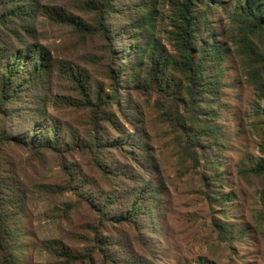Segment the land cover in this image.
Listing matches in <instances>:
<instances>
[{
    "label": "rangeland",
    "instance_id": "obj_1",
    "mask_svg": "<svg viewBox=\"0 0 264 264\" xmlns=\"http://www.w3.org/2000/svg\"><path fill=\"white\" fill-rule=\"evenodd\" d=\"M140 1L114 0L105 39L99 34L83 36L42 8L58 7L94 25L95 14L85 3L100 0H33V18L23 22L27 32L22 36L49 53L52 81L47 91L31 93L29 98L43 112V121L55 119L67 137L75 135L76 145L63 158L13 144L0 149L1 177L12 174L0 187V264H62L63 258L51 253L53 247L83 252L94 245L93 238L110 236L128 239L129 250L117 246L112 248L116 254L148 255L151 250L152 264H264V222L259 215L264 177L250 172L264 157V116L257 113L264 103L235 53L237 36L229 12L237 0H211L218 4L208 15L209 37L228 50L213 73L220 80L219 92L213 88V95L192 106L171 92L145 87L143 72L129 83L126 72L120 75L122 82H115L117 102L104 105L97 116L98 143L92 140L91 112L80 104L81 95L64 78L61 67L75 73L84 69L89 86L109 95L112 81L107 72L113 68L116 73L121 62L130 60L123 56L126 40L117 37L112 43L111 38L132 31L141 20ZM167 1L158 0L156 16L148 26L141 22V29L173 53L169 41L173 13ZM9 23L15 26L18 20ZM256 43L264 53V32ZM204 121L214 133H201ZM6 125L11 135L30 129L26 128L30 124L14 117ZM192 133H197L194 152L189 146ZM116 141L126 146L115 148ZM102 165L113 174L118 170L128 176H116L114 185L102 174ZM69 171L74 185L76 178L85 179L93 188H84L86 194L74 186L57 192L69 181ZM113 187L120 189L118 203L103 208L105 193H114ZM136 194L143 197L137 224L107 221L124 212ZM98 207L106 213L104 219H99Z\"/></svg>",
    "mask_w": 264,
    "mask_h": 264
},
{
    "label": "trees",
    "instance_id": "obj_2",
    "mask_svg": "<svg viewBox=\"0 0 264 264\" xmlns=\"http://www.w3.org/2000/svg\"><path fill=\"white\" fill-rule=\"evenodd\" d=\"M237 1V5L229 12L237 36L234 41L235 53L243 62L249 83L255 88L258 98L264 103V53L256 43V39L264 32V0ZM167 2L173 13L169 41L174 52H168L154 35L142 33V24L146 26L150 24V21L156 16L159 2L158 0H141L138 4L139 11L144 10L141 20H137L132 31L123 32V34L116 33L114 35L116 37L111 38L112 43L117 37L126 40L123 56H127L130 60L121 62L117 66L116 73L113 68L107 72L109 80L112 81L109 95H103L101 88L93 90L89 86L84 69L75 73L70 67H61L64 78L70 81L71 86H74L81 95L83 100L80 104L86 105L91 112L89 114L91 124H93L91 137L95 144L98 143L97 116L100 117L104 105L117 102L115 82H122L119 80L120 75L126 72L129 83L137 80L139 74L143 72L147 83H145V87L149 85L152 86L151 88L171 92L192 106L195 104L198 106L202 98L213 95L215 92L213 88L219 92L220 80L213 73L220 69L228 50L209 37L211 31L208 24V15L218 3L212 4L211 0H168ZM113 3L114 0L85 3L88 11L95 14L94 25L58 7L45 6L42 8H45V12L55 18L59 24L71 27L83 36L99 34L102 38L107 39L109 27L106 25V21L113 11ZM34 6L33 0H0V149L2 146L13 144L35 152L40 150L54 152L63 158L70 152L69 148L76 145L75 135L70 133V136L67 137L68 132L64 131L63 126L56 123L55 119L44 122L43 112L35 109L29 98L31 93L47 91L48 85L52 81L49 53L36 41H24L22 36V32H27L23 29V22L31 23L33 15L30 10L36 8ZM15 19L18 20V24L11 26L9 21ZM204 35L206 37H203ZM128 65H130V71L127 69ZM176 77L180 81L176 82ZM25 98H28V101L24 100ZM257 113L259 118L264 116V108L257 110ZM13 117L30 124L26 126V128H30L29 131L11 135L6 120H12ZM107 120L114 124L111 117H108ZM11 124L13 127L15 120ZM201 126H205L202 134H206L205 130L214 133L206 121ZM15 127L19 129L21 125ZM196 134L189 135L190 149L196 142H194ZM69 142L72 144L70 147H68ZM116 144L126 146L124 142L112 143L115 148H118ZM137 148L143 150L142 147ZM261 151L264 154V146ZM191 152L194 150L191 149ZM3 166V154L0 151V187L12 175L9 173L6 179L2 178ZM105 167L106 165H102V174L108 179L111 178L114 185H118L116 176H128L124 171L116 170L113 174L114 172L109 170L112 172L110 173L104 170ZM65 169L63 167L64 173ZM250 172L255 176L264 177V157L259 159ZM72 173L71 171L67 173L69 181H66L63 186H58L60 188L57 192L69 191L74 186L77 192L79 189L86 194L84 188H93L90 181H85V179L78 181L77 178L75 186ZM113 188L114 193H105L103 208H112L117 205L120 189ZM145 192V190L141 191V195ZM141 195L136 194L133 203L128 205L129 207L124 212L111 216L107 221L115 220L117 223H122L133 220L137 224L140 204L143 201ZM260 201L263 210L259 215L264 222V186L260 191ZM98 208L102 213L99 219H104L106 213L102 212L103 209L100 207ZM102 224L100 222L98 225L99 231L102 229ZM101 240L98 237L93 238L94 245L89 249L84 247L83 252H72L66 246L61 245L53 247L51 253L63 258L62 264H152L151 250L148 255L138 253L119 256L116 254L112 248L117 246L123 245L125 250H129V245L126 243L128 239L123 236H110L106 240ZM10 262H13L12 255Z\"/></svg>",
    "mask_w": 264,
    "mask_h": 264
}]
</instances>
